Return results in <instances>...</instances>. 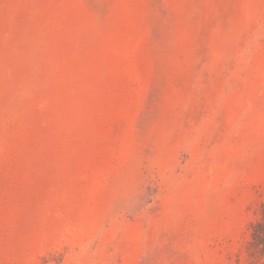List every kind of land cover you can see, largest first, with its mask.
Instances as JSON below:
<instances>
[{"label": "rangeland", "instance_id": "obj_1", "mask_svg": "<svg viewBox=\"0 0 264 264\" xmlns=\"http://www.w3.org/2000/svg\"><path fill=\"white\" fill-rule=\"evenodd\" d=\"M264 0H0V264H264Z\"/></svg>", "mask_w": 264, "mask_h": 264}, {"label": "trees", "instance_id": "obj_2", "mask_svg": "<svg viewBox=\"0 0 264 264\" xmlns=\"http://www.w3.org/2000/svg\"><path fill=\"white\" fill-rule=\"evenodd\" d=\"M252 244L258 249L259 254L264 257V217L263 220L253 225Z\"/></svg>", "mask_w": 264, "mask_h": 264}]
</instances>
